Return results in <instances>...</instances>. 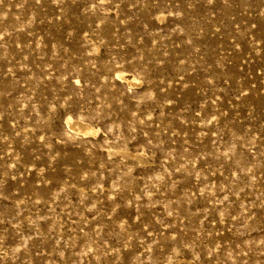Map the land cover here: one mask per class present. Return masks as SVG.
I'll return each instance as SVG.
<instances>
[{"label":"rangeland","instance_id":"obj_1","mask_svg":"<svg viewBox=\"0 0 264 264\" xmlns=\"http://www.w3.org/2000/svg\"><path fill=\"white\" fill-rule=\"evenodd\" d=\"M0 264H264V0H0Z\"/></svg>","mask_w":264,"mask_h":264},{"label":"bare ground","instance_id":"obj_2","mask_svg":"<svg viewBox=\"0 0 264 264\" xmlns=\"http://www.w3.org/2000/svg\"><path fill=\"white\" fill-rule=\"evenodd\" d=\"M117 76H118V79L125 81L129 85L140 82L139 79L135 77L128 78L123 73H118ZM67 124L69 125L70 128H73L74 130L80 133H83V134H89V133L96 131V127L92 126L90 123L86 121H83V119H74V118L69 117L67 119Z\"/></svg>","mask_w":264,"mask_h":264}]
</instances>
